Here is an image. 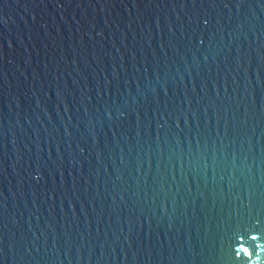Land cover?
I'll return each instance as SVG.
<instances>
[{
	"label": "water",
	"instance_id": "1",
	"mask_svg": "<svg viewBox=\"0 0 264 264\" xmlns=\"http://www.w3.org/2000/svg\"><path fill=\"white\" fill-rule=\"evenodd\" d=\"M257 220L264 0H0V264H261Z\"/></svg>",
	"mask_w": 264,
	"mask_h": 264
},
{
	"label": "snow or ice",
	"instance_id": "2",
	"mask_svg": "<svg viewBox=\"0 0 264 264\" xmlns=\"http://www.w3.org/2000/svg\"><path fill=\"white\" fill-rule=\"evenodd\" d=\"M205 23H207V21H205ZM252 231L258 232L260 234L259 237H257L256 235H253L251 237V240L253 242L256 241L258 238L264 239V223H262L261 221L257 220V225H255L252 228ZM240 235L242 238L247 237L248 232H244L243 234H240ZM259 248H260V244H255L251 251H249L248 248H241L239 250H236L234 254L236 257H240L241 255H243L247 257L248 260H251L252 257L255 256L257 260L261 261V264H264V257H261L259 252L256 251ZM245 264H247V261L245 262Z\"/></svg>",
	"mask_w": 264,
	"mask_h": 264
}]
</instances>
